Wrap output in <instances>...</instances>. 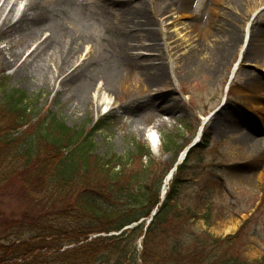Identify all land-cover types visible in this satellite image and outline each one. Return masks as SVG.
I'll return each mask as SVG.
<instances>
[{"label":"rangeland","instance_id":"1","mask_svg":"<svg viewBox=\"0 0 264 264\" xmlns=\"http://www.w3.org/2000/svg\"><path fill=\"white\" fill-rule=\"evenodd\" d=\"M39 7L77 33L80 53L61 68L50 53L38 55L40 40L8 29L0 34V83L24 91L41 115L53 114L68 127L90 129L102 120L105 126L93 136L98 153L122 155L131 138L147 143L160 172L197 143L180 188L182 205L196 215L191 230L234 236L230 254L264 262V159L245 153L246 139L264 146V110L262 119L254 113L257 105L264 108V0H39ZM63 9L68 13L59 16ZM9 11L1 7L0 24ZM138 11L142 18L134 21ZM141 20L146 26L135 27ZM228 31L240 41L217 65L209 52ZM191 50L203 51L200 61L186 57ZM109 53L118 67L126 66L125 84L113 93L99 87L77 100L64 78L82 61H101ZM153 67L164 70L163 82L151 83ZM252 79L259 87H246ZM169 135L177 139L176 149L163 155L160 140ZM14 185L0 186V211L9 217L23 210Z\"/></svg>","mask_w":264,"mask_h":264},{"label":"trees","instance_id":"2","mask_svg":"<svg viewBox=\"0 0 264 264\" xmlns=\"http://www.w3.org/2000/svg\"><path fill=\"white\" fill-rule=\"evenodd\" d=\"M32 103L0 83V186L15 184L23 205L17 216L0 211V264H264L230 254L234 236L191 230L195 212L180 199L188 156L146 225L176 159L160 172L149 145L135 138L122 155L98 153L102 120L68 127ZM176 143L162 138L161 153Z\"/></svg>","mask_w":264,"mask_h":264},{"label":"bare ground","instance_id":"3","mask_svg":"<svg viewBox=\"0 0 264 264\" xmlns=\"http://www.w3.org/2000/svg\"><path fill=\"white\" fill-rule=\"evenodd\" d=\"M230 1L233 2L234 0H229V2ZM1 2V7L5 5V8L9 7L10 11L0 24V34L6 32L8 29H16L14 32L17 33V31H21L22 33H20L25 35L29 40H40L41 43L38 45V48L36 50V52H38V55L42 56L50 53L51 57L55 59V62H62L61 68H64L68 64V61H70L80 53V47L82 44L80 39L78 38L77 33L66 31L63 27L61 28V25L57 23L58 19L56 18L50 21L49 18L44 14L42 9L39 7V0H0V3ZM63 13L66 14L68 13V11L66 9L61 10L59 12V16ZM138 16L142 18V14L140 11L134 13V21L139 18ZM177 25L178 23L175 22V26ZM143 26H146V22L142 20L136 21L135 27L138 28ZM226 36L227 38L223 40V43L221 42L222 40L218 41L217 46L214 47V52H212L211 50L209 52L215 53L214 58L217 65H219L223 61V59L232 49L237 47L238 41H240L239 36L236 33L233 34L232 32L230 33L228 31ZM146 39L150 43H153V41L155 42V40H152L153 35L151 34V32L146 34ZM144 48L146 50L155 49L156 45H147ZM197 48H201V46H197ZM252 49L253 48H251L250 51H247V54H252ZM126 52L127 50L121 51V53ZM198 52L199 51L191 50L190 53L186 55V57H190V61L196 60V62H198L200 61V55L203 51H200L199 53ZM110 58L111 55L109 53L108 57L101 61H82L69 75L64 78V80H66V82H68L69 84L73 83L72 91L74 96L78 98L77 100L81 101L84 97H87L91 92L96 91L99 87L105 93H113L116 90V87L119 86V84H125V74L127 70L124 69V67L126 66L118 67V58ZM17 61L18 60H16V62ZM11 64L12 62H5V65L7 66ZM12 65H15V63ZM215 67L217 68V66ZM152 71L153 75L151 76V83H161L163 82V79L166 78V74L162 68L153 67ZM246 87L256 88L259 87V85L254 81V79H252L251 83ZM123 88L124 87H122V89ZM242 93L246 94L247 97H250L251 99H254V101H256L254 96L246 92ZM256 98L258 100V96ZM256 102L260 105L259 100ZM256 109L257 110H254L256 117L262 119L260 116L263 115L261 111H263L264 108L260 109L257 105ZM262 143L263 142H261V140L259 139H246V155H248L249 153L259 154V158L264 159V146L262 145ZM170 179L171 176L170 174H168L165 178V185H168ZM164 191H166V187L164 188ZM227 230L233 232L232 228H228Z\"/></svg>","mask_w":264,"mask_h":264},{"label":"water","instance_id":"4","mask_svg":"<svg viewBox=\"0 0 264 264\" xmlns=\"http://www.w3.org/2000/svg\"><path fill=\"white\" fill-rule=\"evenodd\" d=\"M173 171H175V169L173 170ZM173 171L170 173V176L172 177V174H173ZM162 196H164V192H163V195ZM155 212H156V209H155V211L152 213V215H151V217H150V219L148 220V221H150L151 219H152V216L155 214ZM136 224H133L132 226H135ZM132 226H130V227H132ZM130 227H128V228H130Z\"/></svg>","mask_w":264,"mask_h":264},{"label":"snow or ice","instance_id":"5","mask_svg":"<svg viewBox=\"0 0 264 264\" xmlns=\"http://www.w3.org/2000/svg\"><path fill=\"white\" fill-rule=\"evenodd\" d=\"M153 140L155 141V136L153 135Z\"/></svg>","mask_w":264,"mask_h":264}]
</instances>
